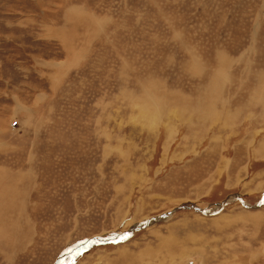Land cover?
<instances>
[{"label":"rangeland","instance_id":"rangeland-1","mask_svg":"<svg viewBox=\"0 0 264 264\" xmlns=\"http://www.w3.org/2000/svg\"><path fill=\"white\" fill-rule=\"evenodd\" d=\"M129 229L60 264H264V0H0V264Z\"/></svg>","mask_w":264,"mask_h":264},{"label":"water","instance_id":"water-1","mask_svg":"<svg viewBox=\"0 0 264 264\" xmlns=\"http://www.w3.org/2000/svg\"><path fill=\"white\" fill-rule=\"evenodd\" d=\"M261 203V202H260ZM260 203H258L256 206H258ZM186 208H193V206L191 204H184V205H180L178 208H176L177 210L180 209H186ZM174 209V211L176 210ZM159 220H162L163 218L160 217L158 218ZM156 219V220H158ZM144 223L139 224L137 227L140 228L142 227ZM131 232V229H129L128 231L124 232L123 234H119L117 237H115L114 239H112L111 241H108L104 238H100V237H95V238H90V239H85V240H81L78 241L77 243L73 244V245H68L64 250H62L58 256L56 257V260L53 262V264H60L61 260L70 252L73 251H78L80 250L82 247H87L89 245H96L99 243H107V242H116L120 239H124V237H126V235Z\"/></svg>","mask_w":264,"mask_h":264},{"label":"bare ground","instance_id":"bare-ground-1","mask_svg":"<svg viewBox=\"0 0 264 264\" xmlns=\"http://www.w3.org/2000/svg\"><path fill=\"white\" fill-rule=\"evenodd\" d=\"M171 216L165 217L162 220H159L160 222L166 221L168 218H170ZM167 218V219H166ZM158 221V220H157ZM154 223V222H153ZM153 223H150V225H154ZM158 223V222H157ZM156 224V223H155Z\"/></svg>","mask_w":264,"mask_h":264}]
</instances>
